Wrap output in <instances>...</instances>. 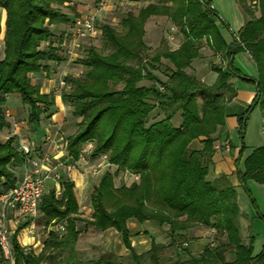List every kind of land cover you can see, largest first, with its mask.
I'll return each instance as SVG.
<instances>
[{
	"label": "trees",
	"instance_id": "obj_1",
	"mask_svg": "<svg viewBox=\"0 0 264 264\" xmlns=\"http://www.w3.org/2000/svg\"><path fill=\"white\" fill-rule=\"evenodd\" d=\"M66 1L0 0V9L6 14L5 48L0 59V130L10 126L5 117L8 96L18 95L27 107L28 125L39 124L44 113L54 107V97L41 94L29 75L47 70L48 61H65L50 40L53 29L70 21L62 11ZM124 1L148 4L137 14L124 15L120 31L102 26L101 50L89 47L76 60L84 68L83 76L67 75L63 79L61 99L78 120L74 133L67 138L68 157L78 162L90 144V158L105 156L107 164L116 169L113 174L105 171L93 188L92 215L87 223L99 232L116 231L134 264H140L143 255L137 256L128 240L126 225L131 219L138 224L154 221L167 225L171 239L174 233L196 226L209 227L220 236L198 256L186 253L185 258L176 256L170 264H264V245L253 255V237L243 244L235 187L225 177L207 179L215 143L228 134L225 110L237 94L232 79H238L254 87L256 95L237 117L240 150L235 176L253 202L249 181L264 185V146L244 158L246 125L255 109L261 114L264 134V0L257 1L258 16L256 10H247L250 19L232 34L229 44L218 32L216 23L222 22L210 0ZM236 1L241 9L245 7L244 0ZM151 17H166L179 28L182 43L177 49L167 48L163 41L154 50L146 46L145 24ZM44 44L46 48H42ZM204 46L223 61L210 67L217 75L211 86L186 72L201 57ZM240 53H247L256 66L254 78L235 67L234 59ZM162 61L169 65L160 70ZM142 81L152 84L139 87ZM177 116L179 126L173 125ZM200 138H204L203 148L191 150L190 144ZM24 162L16 136L0 141V195L16 186L21 176L16 170ZM119 173H129L137 182L116 187ZM59 187V195L51 189L40 200L38 223L47 231L41 253L35 255L19 244L23 229L17 228L12 237L15 264H123L111 253L95 261L78 258L76 244L81 230L77 225L84 220L80 218L75 184L61 178ZM58 224L65 225L61 235L51 230ZM175 236L185 240V236ZM173 245L172 239L168 247ZM164 248L151 244L153 253ZM227 254L231 261H226ZM153 261L159 264V259Z\"/></svg>",
	"mask_w": 264,
	"mask_h": 264
},
{
	"label": "crops",
	"instance_id": "obj_2",
	"mask_svg": "<svg viewBox=\"0 0 264 264\" xmlns=\"http://www.w3.org/2000/svg\"><path fill=\"white\" fill-rule=\"evenodd\" d=\"M211 2V0H210ZM145 2H139V3H131L135 5H139ZM236 7L240 11V14L243 18V20L240 23H236L238 31L244 26V24L247 22L245 17L243 16L241 12V8L237 1L235 0ZM65 6H71L72 3L65 2ZM69 10V9H66ZM78 13L80 11L78 10ZM68 16L69 14L66 13ZM6 14L5 11L0 9V59L3 58V51H4V23H5ZM148 23V21H147ZM147 23L145 24V28L147 27ZM66 27L65 24L59 25L58 31L61 29H64ZM70 29V28H69ZM237 31V33H238ZM70 30L68 32H64L61 34L58 45V48H62L64 51L66 49V43L68 40H71L70 38ZM157 31H153V34L156 35ZM68 34V36H66ZM148 29H145V37L144 42L147 47L149 48H155L157 47V44L159 42H156V39L150 40L148 39ZM170 41H173L172 37H169ZM225 42L229 44L232 42V39L226 40ZM173 48L171 50L177 49L179 45H173ZM205 47V46H204ZM202 48L201 54H203V57L201 56L199 59H196L192 62L189 69L186 70L187 73H190L193 75L196 79L203 82L204 84L211 86L215 83V80L217 78V75L211 71V68L208 66V62L206 61V57H209L210 59L215 60L216 62L222 61L221 56L215 55L213 52H211L208 48ZM206 49V52H204ZM70 52V50H68ZM61 57H63L62 54L59 53ZM65 58V57H63ZM70 62L69 60L62 61L60 64H56L54 62H49L45 64L47 66V70L30 74V80L31 84L36 86L41 94L45 95H52L54 97L55 105L51 109L47 110L46 113L41 117V121L36 126L34 125H28L27 127V133L24 131H21L22 134H18L17 132H14V135L18 137L19 144H27L32 149L36 150L38 153H44L46 155L51 156L53 158V165L57 168V173H59V179H69L75 184V196L77 199V202L79 204V213L80 218H82L84 221L79 223L77 225V229L79 230V225L83 226V230L81 231L77 244H76V252L78 256V252L81 253L78 249L80 237L83 235V233H90L91 231L98 232V233H115L119 235L116 231L113 229H109L104 232H99L94 230L88 223L91 219L92 215V208L90 205V195L93 191V188L96 186L95 183L94 187L89 188V181L92 176H94L96 173L94 172L93 175L91 174L90 177L85 175V173L79 171L81 169L84 170L86 166L89 164H92L93 162L99 160L98 166H102V161L100 158H90V150L88 148V145L83 149V155L80 158L78 162H72L71 159L68 157V154L66 152V142L67 138L71 136L75 131V124L78 122L77 119L73 118L71 115V108L64 104L61 99V92L64 87V82L62 85V79L65 78L66 75H71L70 68H68V64ZM223 62V61H222ZM234 65L235 67L245 76L254 78L256 76V70L250 56L247 53H240L238 54L234 59ZM171 67V66H169ZM155 74V72H153ZM78 74V72H77ZM72 74L74 77H78L79 75ZM159 78L165 80L163 76H160V74L157 73ZM151 82L149 81H142L138 84L139 87H149L151 86ZM231 84L236 89L237 94L235 98H232L231 102L226 105V127L228 134L225 137L220 138L215 143V149L216 152L213 155L212 158V166L209 170V174L207 176V179L209 181H214L217 179H220L222 177H225L228 183L235 187V191L238 198V188L239 183L237 181V178L235 176V161L238 158L239 150H240V141L238 136V128L239 123L237 121V117L240 115H243L249 104L252 102V100L255 97V88L244 84L242 82L236 81L232 79ZM10 96L7 97L6 105L8 104V99ZM16 99H19L16 97ZM20 101V99H19ZM18 102V100H17ZM5 105V107H7ZM22 105V104H21ZM254 113H257L259 122H260V131L261 134L264 137L263 131H262V120H261V114L258 109H255L252 111L251 115ZM176 118V117H175ZM174 118V119H175ZM179 118V117H178ZM9 123V121H7ZM72 125L74 126V129H72ZM180 121L175 126H179ZM20 132V133H21ZM25 136H22L24 135ZM21 135V136H20ZM204 138H200L198 140L193 141L190 144V149L199 151L203 148L202 141ZM1 141V140H0ZM2 143L5 141H1ZM227 143L229 146V149H226L223 145ZM259 146V147H263ZM256 147V148H259ZM254 148V149H256ZM252 149L250 153L254 150ZM248 153V154H250ZM244 154V157L248 156ZM103 159H106L105 156H102ZM101 163V164H100ZM113 168V167H112ZM79 169V170H78ZM100 170H97V172ZM17 176L23 174L22 168H17L16 170ZM104 173V172H103ZM101 173L97 181H99L100 177L102 176ZM50 176V175H49ZM52 182L54 184V187H57V190L60 191L59 187V181L53 182L50 177L46 181V183ZM250 184H253V182H250ZM51 184V183H50ZM47 186V184H45ZM46 192V187H45ZM238 204V203H237ZM239 206V211L241 214L240 218V224L242 222H247L248 215L242 212L243 210ZM12 216H9L10 223L12 224ZM87 226V227H86ZM127 229L130 233V245L133 249L134 253H136L137 256L143 255V257L139 260L140 264H155L153 259L157 258L159 259V264H161V260L163 257L166 256V253L172 254L176 252H180V250H186L187 253H191L192 255L198 256L206 247L213 246L215 242V231L209 227L206 226H196L193 228H190L184 232H176L172 236V239L174 241V245L171 247H168L171 243V235L169 232V228L167 225L159 226L154 221H146L144 223L136 222L135 220L131 219L127 221ZM18 228H22L21 232L18 236L19 244H21L22 247L26 248L27 250H32L35 255H38L41 253L43 249V241H40L38 237H34L33 235V229L34 224L31 221L23 220L20 222V226ZM55 227L51 228V230H54ZM84 234V235H86ZM175 235H182L185 236V240H182ZM120 236V235H119ZM243 239V237H242ZM91 242V239H87V246L85 245V250L93 249L95 244H92L93 247L89 246V243ZM154 242L157 246H164L166 248L164 249H156L153 253L151 251V244ZM101 243L108 244L110 246V243L108 241H101ZM243 244H248V239H243ZM109 246L107 247L108 252H111V254H115V256L118 258V260L122 261L125 260V263L123 264H134L131 258L130 252L125 248L121 236H120V243H118V252H115L112 250V247L109 249ZM82 249V250H83ZM84 251V250H83ZM184 254V253H183ZM258 253H254L253 255H257ZM186 255V254H185ZM79 258V257H78ZM80 259V258H79ZM82 260V259H80ZM85 261V260H82Z\"/></svg>",
	"mask_w": 264,
	"mask_h": 264
},
{
	"label": "rangeland",
	"instance_id": "obj_3",
	"mask_svg": "<svg viewBox=\"0 0 264 264\" xmlns=\"http://www.w3.org/2000/svg\"><path fill=\"white\" fill-rule=\"evenodd\" d=\"M66 2L72 3V5L68 7L64 5L62 7V11L69 14L70 21L69 23L65 24L66 27L64 29H61V31L60 30L58 31V29H53V36L50 42L55 45H58V41L61 34H63L64 32H68V30H70L69 28H71V24L74 19L89 15V13H91L93 10L98 8L100 2H103L104 8H102V10H100L99 13L97 14L95 25L97 26V28H99V30L100 28H102V26L108 25L115 29H118V31L121 30V20L124 15L128 13L137 14L141 8L145 7L148 4V2H145L139 5H135L129 2L127 3L124 0H67ZM210 4L222 22V23L219 22L216 23L218 32L220 33L223 39L226 40L232 39V34H237L238 31L236 23H240L243 20L240 11L236 7L235 0H211ZM244 4L245 7L241 9V12L245 17L246 21H248L250 18L248 17L247 10L249 9L256 10L257 6L253 5L251 0H244ZM253 6H255V9ZM78 10L80 11V13H78ZM255 13L256 16H258L257 10L255 11ZM146 28L148 29V33H149L148 39L150 40L156 39V42L157 41L159 42V44H157V47H155L154 49L160 46L161 43L160 41L165 42L166 47L169 49L173 48L172 44L179 45L182 43V36L179 32V28L175 27L171 23V21L166 17L149 18ZM153 31H157L156 35L153 34ZM169 37H172L173 41H170V39H168ZM65 45H66V49L63 51L62 48H59V53L62 54L63 57L66 58V60L70 59L68 68H70L71 70L70 72L72 74H77L78 72L77 74L79 75L78 77L83 76L84 68L78 65L76 63V60L82 58L84 56L85 50L89 47H95L99 50H101L102 48L100 35H97L96 38H84L76 41V43L72 42L71 40H68ZM42 46H43L42 48H46L47 45L44 44ZM150 49L154 50L153 48ZM68 50H70V52H68ZM204 52H206V49ZM107 53L108 52L106 51L105 54ZM201 56L203 57V54ZM206 59H207L206 61L209 63L208 64L209 67H212L213 64L216 66L222 64L221 60L216 62L215 60L210 59L209 57H206ZM166 65H169V63L166 61H162V64L160 65L159 69L162 70L163 67ZM72 74L71 75L68 74V76H73ZM155 74L157 75V73ZM63 79L61 83H63ZM234 80L239 81L238 79H234ZM16 97L19 98L18 95H11L8 99V104L6 105L7 107H5V117L6 120L9 121L10 126L9 129L5 128L0 130L1 141H6L10 137L15 136L14 132L18 131V134H22L21 131H24L26 133L28 132L27 131L28 124L26 123L28 109L27 107L21 105V101H19V99H16ZM251 113L249 115V119L246 125V134L244 138L245 155L250 153L252 149L264 145V137L260 131V122L257 115H255L257 113H254L253 115H251ZM179 121L180 119L177 116L173 120V125H177ZM72 129H74L73 125H72ZM22 136H25V134ZM18 143H19V139H18ZM100 160L102 161V163H104L100 167L98 166L99 160H97L92 164L86 166L84 170L78 169L79 171L85 173V175L88 174L87 176L89 177L91 174L93 175L94 172L96 173L94 176L90 178V181L88 183L89 188L94 187V184L98 182L96 178H98L97 176H99L101 173L105 171H110L113 174L116 170L114 167L113 168L110 167L107 164V160L103 159V157H100ZM97 170L100 171L97 172ZM133 182H137V180L135 179L134 176L130 175L129 173H119L115 177L116 187H119L123 184L129 186ZM50 183L48 182L46 183L47 184L46 192H48L51 189H55L57 191V187H54V184L52 182ZM248 188L251 198L254 200V202L248 197V195L243 191V189L239 187L237 203L240 205V208L243 210L242 212L248 215L246 220L247 222L246 223L242 222L240 224L241 236L243 237V239H246V241L247 239L249 241V237L251 236L253 237V251L256 254L260 252L262 246L264 245V221L261 218H259V216L257 215L258 213L264 217V185H259L253 182V184L248 183ZM19 218H20V222L28 219V221H31L34 224L32 236L38 237L40 241H43L47 237V231L44 229L42 225L38 223L40 220L39 214L35 218H24V217H19ZM79 227L81 231L84 229L82 225H79ZM82 234L83 235L80 237L81 242H79V246H78V249L81 250L80 251L81 253L78 252V257L80 259L85 261H90V260L95 261L106 254H110L111 252H108L107 250V247L109 245L108 244L104 245L103 243H101V241H105V240L110 243L109 249L112 247L113 251L118 252L117 246L118 243H120L119 235L113 232L102 234L94 231H91L88 234L82 232ZM219 237L220 236L217 234L214 236L216 240ZM88 238L91 239L89 246L93 247L92 244H95V246L93 249L85 250L83 249V247L85 248V245L87 246ZM176 252L172 254L166 253V256L163 257V259L161 260V264H170L172 261H174L176 256L181 258L186 257L185 256V254L187 253L186 250L185 251L182 250L181 255L177 254ZM231 259H232L231 256L227 254L226 261H231ZM119 262L125 263V260L122 261L120 260Z\"/></svg>",
	"mask_w": 264,
	"mask_h": 264
},
{
	"label": "built area",
	"instance_id": "obj_4",
	"mask_svg": "<svg viewBox=\"0 0 264 264\" xmlns=\"http://www.w3.org/2000/svg\"><path fill=\"white\" fill-rule=\"evenodd\" d=\"M257 1L251 0L253 5H257ZM102 8L104 4L100 2L98 8L89 15L74 20L70 31L72 42L76 43L78 40L96 38L100 35L101 31L95 25V21ZM223 146L229 149L227 143ZM88 148L91 150L92 145L89 144ZM20 151L25 156L23 174L15 187L0 195V264H15L12 237L20 226L19 217L35 218L38 216L40 200L45 194L46 181L49 177L55 183L59 181L57 168L53 165L51 156L38 153L27 144H21ZM56 194L59 195V190ZM10 215L13 217L12 224L9 220ZM53 231L61 235L65 232V225L58 224Z\"/></svg>",
	"mask_w": 264,
	"mask_h": 264
}]
</instances>
